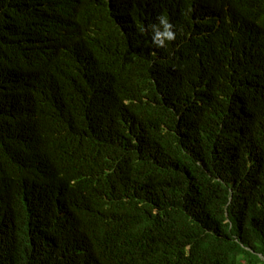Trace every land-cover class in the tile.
I'll list each match as a JSON object with an SVG mask.
<instances>
[{
	"label": "trees",
	"instance_id": "1",
	"mask_svg": "<svg viewBox=\"0 0 264 264\" xmlns=\"http://www.w3.org/2000/svg\"><path fill=\"white\" fill-rule=\"evenodd\" d=\"M160 14L213 33L156 47ZM0 45V173L34 231L67 211L89 253L67 264H264V0H0ZM0 231V264L41 251Z\"/></svg>",
	"mask_w": 264,
	"mask_h": 264
},
{
	"label": "clouds",
	"instance_id": "2",
	"mask_svg": "<svg viewBox=\"0 0 264 264\" xmlns=\"http://www.w3.org/2000/svg\"><path fill=\"white\" fill-rule=\"evenodd\" d=\"M202 10H199L201 15L210 14L213 9H211V4L200 3ZM157 23L149 25V29L152 32L153 44L156 47L165 46L166 41L169 43L180 44L179 39L184 38L186 43L197 44V41L203 40L209 37L213 32L209 33L203 29L195 26L192 31H187L182 33V30L173 23L169 21L167 15L160 14L156 17ZM141 32L144 31L143 28L140 29ZM19 35V34H18ZM23 36H31V31L27 32ZM17 41H23L22 38L17 37ZM8 47L0 45V87L13 90L15 87V80L13 77V71L11 68V61L8 56ZM13 58L16 60L13 67L18 76V83L26 82L27 85V74L30 72L28 66L31 64L33 57L27 50L22 54H15ZM27 80V81H26ZM12 97V96H10ZM14 98V97H12ZM17 102L22 105V101L17 98ZM16 175L11 174L10 177H6L5 173H0V200H5V204L0 208V228L3 226L9 227L16 233V241L19 239L21 234L28 233L27 226L30 227L29 233L32 235L33 239L42 240L41 251L37 253L35 259L30 264H67L70 261H76L79 259H88V248L85 242L79 239L75 235V226H73V221L67 216V211L59 212V222L61 223L57 226L56 230L51 227H45L40 231H34L31 228L30 222L21 217L20 212L17 208L22 205V208L27 204V187L18 184L16 181ZM37 185V190L41 191V188ZM33 187V186H31ZM17 198L16 202L11 201L10 198ZM19 224L21 226H19ZM9 244L2 236L0 231V260L4 262L5 258L8 256ZM86 250V251H85ZM25 264V263H24Z\"/></svg>",
	"mask_w": 264,
	"mask_h": 264
}]
</instances>
